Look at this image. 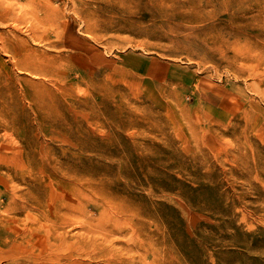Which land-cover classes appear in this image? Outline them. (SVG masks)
Wrapping results in <instances>:
<instances>
[{
	"label": "rangeland",
	"instance_id": "obj_1",
	"mask_svg": "<svg viewBox=\"0 0 264 264\" xmlns=\"http://www.w3.org/2000/svg\"><path fill=\"white\" fill-rule=\"evenodd\" d=\"M0 3V264H264V0Z\"/></svg>",
	"mask_w": 264,
	"mask_h": 264
},
{
	"label": "bare ground",
	"instance_id": "obj_2",
	"mask_svg": "<svg viewBox=\"0 0 264 264\" xmlns=\"http://www.w3.org/2000/svg\"><path fill=\"white\" fill-rule=\"evenodd\" d=\"M1 4V3H0ZM38 4V3H37ZM39 5V4H38ZM37 5V6H38ZM41 6V5H40ZM0 10L4 11V10H7L8 11V7L7 6H1L0 5ZM1 20V19H0ZM3 20V19H2ZM13 27V26H12ZM17 27V26H15ZM19 28V27H18ZM16 29V28H15ZM32 30V29H31ZM21 31V30H20ZM33 32L31 31V34ZM33 36H36L35 32L34 34H32ZM3 40V39H2ZM1 42V41H0ZM5 43V42H4ZM1 44V43H0ZM5 47V46H4ZM14 55V53H12ZM17 171V170H16ZM31 173V172H30ZM27 174V173H26ZM29 174V173H28ZM10 175V174H8ZM7 175V176H8ZM12 175V174H11ZM14 176V175H13ZM12 176V177H13ZM1 179V178H0ZM3 179V178H2ZM10 179V178H9ZM23 181V179H22ZM3 182V180H2ZM5 183V182H4ZM3 183V185H4ZM33 187V186H32ZM9 188V187H8ZM14 189V188H13ZM17 189V188H16ZM43 190V189H42ZM44 193V191H43ZM51 195V194H50ZM44 196V195H43ZM54 196V195H53ZM56 196V195H55ZM20 197L22 199L25 200V202H27V206L29 205H37V206H40L41 204V201H40V198L39 197H33L32 195H30L29 193H20ZM42 198V197H41ZM35 203V204H34ZM54 203V202H53ZM26 205H24V207H27ZM51 206V205H50ZM27 211V210H25ZM41 212V211H40ZM35 216V215H34ZM28 217V216H26ZM23 218V217H22ZM21 218V219H22ZM31 218V217H30ZM26 219V218H25ZM36 219V218H35ZM29 220V219H28ZM32 220V219H30ZM26 221V220H24ZM24 221H22L21 223H24ZM35 221V220H34ZM32 222V221H31ZM37 224L36 226H31L30 227V231L31 233H35V236H36V241H37V244L33 243V241L31 239H29L28 242L26 243H22L21 241L19 242H16V240L18 239L17 237H15L13 239V241H15V244L11 245V246H18L19 248H21L22 251H24V261L22 262V264H60V255L58 256L57 255V252L55 251L56 248H58V244L57 243H54L56 240H58V235L56 233L57 229L60 227V225L64 222L63 220H59L58 218V221L55 220L54 222V225L53 227L51 228L52 230L48 233H46V235L44 234H41V231L44 230V223H41L39 222V219L35 221ZM19 223V222H18ZM50 224V223H49ZM14 226V225H13ZM48 226V225H47ZM22 227V226H21ZM26 227V226H24ZM5 228V226H4ZM22 229V228H21ZM27 229V228H26ZM17 230V229H16ZM61 230V229H60ZM20 231V229H19ZM27 231V230H25ZM46 230H44L45 232ZM24 232V231H22ZM31 233H29L31 235ZM15 234V233H14ZM59 234V233H58ZM33 236V235H32ZM45 236V237H44ZM25 237V234L21 235L20 238H24ZM65 237V236H64ZM53 238L54 239V242L50 243V247L53 248V252H52V255L47 257V243H48V240ZM35 240V238H34ZM9 241V240H8ZM27 241V240H26ZM7 243V241H6ZM5 243V244H6ZM14 243V242H13ZM84 243V242H83ZM17 244V245H16ZM25 244V245H24ZM23 254V253H21ZM49 254V253H48ZM55 254V255H54ZM89 255V254H88ZM20 256V255H19ZM121 255H119L120 257ZM123 256V255H122ZM90 257V256H88ZM107 258V257H106ZM109 258V256H108ZM131 258V257H130ZM98 259V258H97ZM101 259V258H100ZM102 259H105L102 257ZM112 259H113V256H112ZM133 259V258H132ZM109 260V259H108ZM119 260V259H118ZM134 260V259H133ZM89 261V260H88ZM87 261V262H88ZM124 260H121V262H123ZM125 261H129V259L125 260ZM86 262V263H87ZM120 262V261H119ZM134 263V262H133ZM20 264V263H19ZM85 264V262H84Z\"/></svg>",
	"mask_w": 264,
	"mask_h": 264
}]
</instances>
